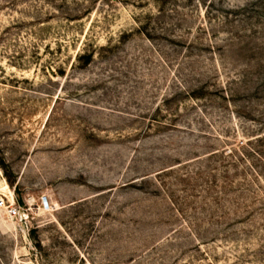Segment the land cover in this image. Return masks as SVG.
<instances>
[{"label":"rangeland","instance_id":"374dc122","mask_svg":"<svg viewBox=\"0 0 264 264\" xmlns=\"http://www.w3.org/2000/svg\"><path fill=\"white\" fill-rule=\"evenodd\" d=\"M0 196V264H264V0H0Z\"/></svg>","mask_w":264,"mask_h":264},{"label":"built area","instance_id":"2783aa9c","mask_svg":"<svg viewBox=\"0 0 264 264\" xmlns=\"http://www.w3.org/2000/svg\"><path fill=\"white\" fill-rule=\"evenodd\" d=\"M39 204L43 209L49 208L48 200L44 196L40 198ZM0 211H3L11 220H17L20 223L27 222L28 215L25 212L22 213V209L16 204L14 198L10 201L9 198L0 196Z\"/></svg>","mask_w":264,"mask_h":264},{"label":"bare ground","instance_id":"6f19581e","mask_svg":"<svg viewBox=\"0 0 264 264\" xmlns=\"http://www.w3.org/2000/svg\"><path fill=\"white\" fill-rule=\"evenodd\" d=\"M4 198H6V197H4ZM12 198H13V197H10L9 200L11 201ZM0 212H3V211H0ZM3 213H4V212H3ZM4 214H5V213H4Z\"/></svg>","mask_w":264,"mask_h":264}]
</instances>
